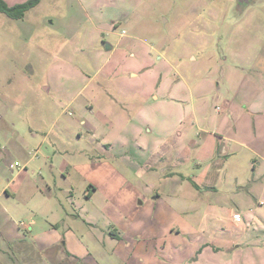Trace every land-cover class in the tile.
Returning <instances> with one entry per match:
<instances>
[{"label":"rangeland","instance_id":"rangeland-1","mask_svg":"<svg viewBox=\"0 0 264 264\" xmlns=\"http://www.w3.org/2000/svg\"><path fill=\"white\" fill-rule=\"evenodd\" d=\"M237 1L42 0L20 19L0 12V264H125L108 242L114 227L129 228L127 264H264V246L245 242L231 254L200 253L201 239L226 247L233 213L203 219L206 201L221 196L204 188L192 201L190 182L164 173L179 158L157 153L201 129L225 130L264 87V0ZM238 128L249 134V119ZM192 164L165 170L187 176ZM236 170L249 175L245 164ZM232 189L221 203L250 214L251 199ZM32 220L39 230L62 224L70 242L58 243L61 256L40 255L46 242L26 229ZM199 223L204 237L191 233ZM73 248L77 258L67 260Z\"/></svg>","mask_w":264,"mask_h":264},{"label":"crops","instance_id":"crops-1","mask_svg":"<svg viewBox=\"0 0 264 264\" xmlns=\"http://www.w3.org/2000/svg\"><path fill=\"white\" fill-rule=\"evenodd\" d=\"M6 1L8 2V4L10 3V5H13L25 0ZM107 49L118 50V46L112 45V47H108ZM259 76H261L264 83V72H261ZM88 83H90V81H88ZM138 83L140 84V82ZM163 83L164 82H162L156 90V94L152 96L156 100H159L160 98L159 90L163 86ZM141 84L143 86L142 82ZM98 86L102 87V83H98ZM46 89L49 90V87H46ZM93 90H96V87ZM263 93L264 87L256 92L254 96L255 103L250 105V107H247L245 109L241 108L237 111L238 118L235 119L233 118L234 115H230L231 123L230 121H227V123L225 122V125L227 126L225 130H223L224 127L220 126H218L217 128H209L207 130L201 129L197 134L198 139L182 141L186 142L184 143V145H182V147H180V141L178 146H171L170 150H168V148H161L165 142L163 138L156 140V151L161 148L159 152H157L159 154L158 157L160 161L164 160L169 154H175V157L179 158V161L175 163V165H169V162L163 163L164 173L167 178L174 179L177 184H182L183 182L189 181L191 188H193V192H195L193 195L194 199L192 201H200V195L203 193L202 191L204 190V188L208 191V193L215 192L216 194L218 193V195H220L222 198L224 195H227L226 197H228L230 196L229 194L231 193L232 185L234 182V188L232 189V191H237V193L242 197L244 196L251 199L250 204H252V207L250 214H243L236 208H228V205H230L231 203H221V197L218 198V201H215L214 198H210L208 199V201H206L207 205L204 209L202 218L206 220L210 216L214 217L215 219H224L226 211L231 210L233 213L231 224H233L235 230L231 229L230 232L236 236L231 235V233L226 236V241L224 242L226 245L225 248L220 247L219 243H217V241H215L214 239H208L205 241L204 239H201V241L199 242V245H201V247L199 248L200 253H202L201 250L204 246H208V248L213 247L214 250H225L230 254L235 253L239 248H242L244 242L247 249L249 247L257 249L264 246V99L261 98L262 101H260L259 99ZM140 111L141 109H139V112ZM243 117L249 119L250 129L248 131L249 134L241 135L240 133H238V124ZM251 117L253 118V122H251ZM216 121L221 124V121L218 118H216ZM82 122L84 123L85 121L83 120ZM230 125L232 126V129L230 128ZM230 129L235 131V133L231 134ZM91 132L96 136L97 133L94 126L91 127ZM98 140L102 142L101 138H98ZM103 143L108 145V147L109 144H111V142L107 140L103 141ZM191 163H193L192 165L196 168L195 173H192L191 175H183L182 173H180V171H170L167 173L165 170L166 167L171 169L175 168L176 166L179 168L184 165L187 166ZM244 164L247 168H249V175L247 177L245 176L246 178L239 176L236 170V168L244 166ZM63 170H65V168ZM69 174L71 173L69 172ZM192 181L197 184V187L194 186ZM70 188L71 187H67V189L64 191L67 192L70 196H73V189ZM96 190L97 189L90 187V189H88L86 192V195L89 196L88 198H93ZM5 192L9 191L6 190ZM19 193L20 190H16L14 192V197L19 195ZM1 195H3L2 190H0V196ZM158 198H160V194H158L154 199ZM252 199H254V202L252 201ZM253 204H257L256 207L253 208ZM194 211H196V209L189 212L187 210L184 211V213L186 215H189L188 213H191L193 215ZM178 212L174 210V213ZM88 213L89 215L91 214L90 211ZM184 213L180 212V214H178L183 215ZM69 215L77 219V215L75 216V214L73 213ZM61 225L62 224H60V222L56 220H49L47 222L48 228L45 230H42L43 228L39 230L34 220L31 221L30 225H25L26 229L30 231L29 233H32V237L33 239H35V241L38 240L46 242L42 245V247H38V249L40 250L39 253L42 257L47 258L49 257L48 255L51 254L55 257H58L63 254L62 247L58 245V243L64 238L65 244H68L70 242V239L67 238L66 234H63L60 231ZM29 227H32V229L29 230ZM198 227L200 228V231L193 230V232L191 233L194 235L201 234L202 237H204L206 231L204 228H202L201 223H199ZM70 228L73 230L72 225H70ZM128 230L129 228L127 227L122 230L123 232L120 231L117 227L112 228L108 241L111 243V245H114L116 243L117 249H115L112 254L117 255V257L125 264H127V259H129V256L131 257V254H129L128 251L124 249L125 243L123 241V239H125L124 235H126V232H128ZM215 230L218 231V229ZM107 240L108 239L104 240L106 241L104 242V244H107ZM197 240L199 241L200 239ZM137 242L138 243L136 244V246L139 247L140 241ZM82 246L84 245L82 244ZM70 251H68V254L65 255L66 259L69 260L71 257L77 258L75 254H77L78 250H75L73 248V250L70 249ZM86 251L88 253L92 252L88 247L86 248ZM135 252L136 251L133 249V253ZM139 258H141L139 260L143 261L144 263L146 262L144 260V256H141Z\"/></svg>","mask_w":264,"mask_h":264},{"label":"trees","instance_id":"trees-1","mask_svg":"<svg viewBox=\"0 0 264 264\" xmlns=\"http://www.w3.org/2000/svg\"><path fill=\"white\" fill-rule=\"evenodd\" d=\"M41 0H25L23 2H19L13 5L8 4L6 0H0V12H4L8 17L14 19L23 18L25 13H27L30 9L37 6ZM194 186L197 187L194 181H192Z\"/></svg>","mask_w":264,"mask_h":264},{"label":"water","instance_id":"water-1","mask_svg":"<svg viewBox=\"0 0 264 264\" xmlns=\"http://www.w3.org/2000/svg\"><path fill=\"white\" fill-rule=\"evenodd\" d=\"M255 0H238L237 2L241 5H244V6H248L249 4H251L252 2H254ZM108 47H112L111 44H107V48Z\"/></svg>","mask_w":264,"mask_h":264}]
</instances>
